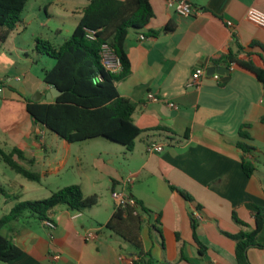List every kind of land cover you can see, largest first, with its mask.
I'll list each match as a JSON object with an SVG mask.
<instances>
[{
	"label": "crops",
	"instance_id": "0c3cea01",
	"mask_svg": "<svg viewBox=\"0 0 264 264\" xmlns=\"http://www.w3.org/2000/svg\"><path fill=\"white\" fill-rule=\"evenodd\" d=\"M189 1L201 11L199 15L183 18L166 0H151L155 17L143 31H132L127 38L131 74L116 87L120 96L136 104L133 119L145 132L136 140L134 150L123 157L125 173L116 166L120 157H89L86 168L76 157L80 175L86 178L78 185L85 196L97 195L99 203L84 212L56 208L50 215L56 224L52 232L43 221L28 215L11 223L2 233L22 255L0 264H238L234 237L253 231L256 213L264 209V161L260 155L264 147V87L236 65L230 67L226 82L213 76L203 78L196 88H187V84L199 68L211 64L229 68L215 61L231 52L246 60H260L262 50L249 47L253 42L264 45V29L249 22L246 14L250 8L264 12V0ZM228 22L234 23V28ZM167 26L172 29L165 31ZM6 42H0V85L4 88L0 95V148L10 152L17 147L35 159L30 164L16 158L20 165L41 175L39 183L22 176L24 180L43 187V178L59 175L70 163L69 157H45L48 131L27 111L36 93L44 95L40 102L54 100L46 98L51 86L44 83L43 76L55 63H49L42 76H37L30 66L43 57L35 53V46L31 52L18 47L24 60L16 62L5 54ZM204 61L207 66L201 65ZM10 69L17 71L14 82L6 76ZM151 94L159 101H152ZM243 125L250 126L251 145L256 149L248 155L257 164L251 177L243 171L244 153L237 146ZM152 144L163 150L150 153ZM129 177L133 183L127 185ZM23 182L16 183L21 189L17 202L0 198L6 209L3 216L16 203L31 201L22 198L27 190L39 192L35 185L24 186ZM86 188L92 192H85ZM104 190L110 193L113 206L105 200ZM122 190L149 210L142 214L139 233L142 260L134 245L106 227L117 209L112 193ZM48 193L53 191L48 189ZM195 213L203 220L197 221ZM90 234L95 239H89ZM197 241L204 247L201 251ZM257 242L263 248L248 250L250 264H264V227Z\"/></svg>",
	"mask_w": 264,
	"mask_h": 264
},
{
	"label": "trees",
	"instance_id": "16d2710c",
	"mask_svg": "<svg viewBox=\"0 0 264 264\" xmlns=\"http://www.w3.org/2000/svg\"><path fill=\"white\" fill-rule=\"evenodd\" d=\"M89 4L81 12V20L70 38L55 43L48 38H36L35 53L40 57L55 60L54 67L44 72L43 81L58 88L62 95L51 102L27 104V111L36 124H40L52 134L69 144L105 138L121 144L128 152L135 148L136 140L145 132L134 122L136 104L120 96L117 83L131 74L125 44L130 32L143 31L155 17L151 0H88ZM30 0H0V42L5 43L23 23V14ZM172 28L167 26L165 31ZM158 34V32H154ZM109 45L122 63V71L113 74L103 65V46ZM260 48V60L240 57L238 52L215 61L216 65L239 68L253 74L264 87V45L253 42L249 48ZM243 51L244 49L241 48ZM264 122V118L262 119ZM249 125L240 129L237 146L243 151V171L251 177L257 164L248 155L256 149L251 145ZM1 159L17 174L33 182H41V175L20 165L16 158L30 164L24 151L15 147L6 152L0 148ZM99 203L97 195L85 196L79 185L68 186L54 192L49 198L37 201H21L0 218V261L11 262L22 255V251L12 239L2 231L11 223L24 219L27 215L44 223L52 221L50 215L60 207L72 212H84ZM142 214H149L143 203L136 201V207L117 208L106 227L139 251L143 259L142 242L139 233L142 228ZM253 231L234 237L237 241L236 259L238 264H250L248 250L263 248L257 242L264 227V209L256 213ZM53 222V221H52ZM200 251L204 248L198 242ZM143 264H152L151 261ZM133 264H136L133 263Z\"/></svg>",
	"mask_w": 264,
	"mask_h": 264
},
{
	"label": "rangeland",
	"instance_id": "374dc122",
	"mask_svg": "<svg viewBox=\"0 0 264 264\" xmlns=\"http://www.w3.org/2000/svg\"><path fill=\"white\" fill-rule=\"evenodd\" d=\"M46 2L45 6L42 4ZM88 0H30L24 14L23 23L18 29V32L12 36L5 44L4 52L7 56L16 62L24 60L23 52L18 47L29 48L30 52L35 46L34 39L36 37L48 38L55 43H62L65 39L70 38L74 29L81 20L80 12L81 8L88 4ZM41 8V9H39ZM73 10L75 13H73ZM42 24H47V27L42 28ZM54 62L48 57H43L42 60L30 66L33 74L42 76L43 68H49V63ZM2 64L0 62V70ZM5 70V69H4ZM17 71L10 69V73H6V76L10 77V81L15 80ZM48 149L45 153V157H69L70 163L66 170L59 175H50L47 178H43L42 186L37 184H28L27 180H24L22 176L13 171L0 157V198L2 201L9 203L17 202L20 195V187L17 182L24 181V186L35 185L38 187L39 192H30L27 190L22 198H30L31 201L44 200L51 195L48 193V189L53 193L58 190L68 187L82 184L86 178H82L78 169V161L76 157H80L83 161L81 166L84 168L90 163L89 157H103L107 160V157H120L116 166L123 174L127 170L126 160L123 158L129 154L124 146L121 144L112 142L105 138H96L84 142H78L66 144V141L60 139L57 135L48 132L47 136ZM260 155L264 161V147L260 149ZM23 179V180H21ZM27 189V188H26ZM85 192H92L85 189ZM105 194V200L113 206L110 193L106 190L102 191ZM102 195V193H100ZM3 202L0 204V217L5 213ZM7 208V206H6Z\"/></svg>",
	"mask_w": 264,
	"mask_h": 264
},
{
	"label": "built area",
	"instance_id": "2783aa9c",
	"mask_svg": "<svg viewBox=\"0 0 264 264\" xmlns=\"http://www.w3.org/2000/svg\"><path fill=\"white\" fill-rule=\"evenodd\" d=\"M166 3L168 7L173 9L178 16L183 17V18L194 17L201 13V11L197 9L189 0H166ZM246 19L249 22L264 29V12L256 8H250L246 14ZM228 26L230 28H234V23L228 22ZM144 39L145 38L142 37V40ZM102 55H103V65L108 71H110L113 74H118L122 71L123 67H122L121 61L115 55L114 51L109 45L103 46ZM205 77H207V69L205 68L197 69L193 73L191 80L188 82L187 88L198 87L202 79ZM214 78L216 80H220L219 75H214ZM3 89L4 88L0 85V95L3 92ZM149 98L154 102L159 101V99L153 94L149 95ZM171 106L175 107L174 104H171ZM162 150H163V147L161 145L152 144L148 147V151L150 153L161 152ZM125 183L127 185L132 184L133 179L129 177ZM112 197L115 201L116 208L136 207V200L132 197V195L127 190L115 191L112 193ZM194 218L197 221L203 220L202 216L199 213H195ZM44 224L50 230V232L54 231L56 228V224L52 221H47ZM88 238L95 239V236L93 234H90ZM54 259L59 260L60 256H55Z\"/></svg>",
	"mask_w": 264,
	"mask_h": 264
},
{
	"label": "water",
	"instance_id": "95a60500",
	"mask_svg": "<svg viewBox=\"0 0 264 264\" xmlns=\"http://www.w3.org/2000/svg\"><path fill=\"white\" fill-rule=\"evenodd\" d=\"M201 65L207 66L208 62L204 61L201 63ZM230 73H231V69L230 68H226V67H217L214 64H211L209 67H207V77H213L214 75H219L222 77V81L226 82L229 80L230 78ZM62 95V92L56 88V87H51L49 92L46 95V98L48 100H52V99H56L59 96ZM43 94L42 93H36L34 95V97L32 98V100L34 102H40L43 98Z\"/></svg>",
	"mask_w": 264,
	"mask_h": 264
}]
</instances>
